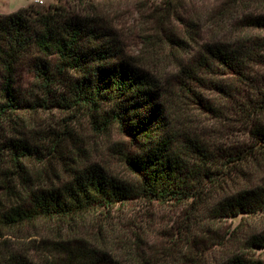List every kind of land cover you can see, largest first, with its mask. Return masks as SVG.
I'll return each mask as SVG.
<instances>
[{
  "label": "trees",
  "instance_id": "1",
  "mask_svg": "<svg viewBox=\"0 0 264 264\" xmlns=\"http://www.w3.org/2000/svg\"><path fill=\"white\" fill-rule=\"evenodd\" d=\"M228 14V20L235 19L225 27L234 31L230 40L204 44L189 66L179 67L174 86L122 55L89 16L71 15L61 5L0 14V122L23 108L15 78L24 61L36 76L30 94L42 92L44 103L61 86L68 87L75 101L93 111L95 131L116 128L140 149L125 154L128 168L138 176L136 186L93 168L65 188L33 191L28 208L15 205L4 217L67 219L126 198L135 189L160 200H184L214 187L223 191L211 204L214 216L264 217V12L242 13L239 20L234 16L238 10ZM218 26L223 29L224 24ZM71 72L78 75L73 80ZM208 75L234 78L225 85L213 83L222 107L206 105L192 88L191 83L205 86ZM191 93L226 131L220 144L201 143L188 129L198 127L196 120L179 110ZM60 96L64 101L70 97ZM233 134L239 139L231 141ZM2 144L8 166L0 175L26 173L25 160L37 150L14 136ZM240 249L222 264H264L258 253L264 250V230L247 237Z\"/></svg>",
  "mask_w": 264,
  "mask_h": 264
},
{
  "label": "rangeland",
  "instance_id": "2",
  "mask_svg": "<svg viewBox=\"0 0 264 264\" xmlns=\"http://www.w3.org/2000/svg\"><path fill=\"white\" fill-rule=\"evenodd\" d=\"M55 5L94 19L100 34L109 35L104 40L173 86L179 67L189 66L204 44L230 40L231 10H238L237 20L242 13L264 12V0H0V14ZM77 76L69 74L72 80ZM35 77L28 63L19 64L15 85L23 108L0 122V170L8 166L2 144L7 138L19 137L37 150L25 160L26 173L0 175V264H222L241 250L242 241L264 230V217L214 216L211 204L223 194L219 187L184 200H160L135 189L126 198L67 219L4 217L15 205L28 208L33 191L65 188L93 168L127 185L139 181L125 161L126 153L140 151L135 141L116 128L95 131L93 111L75 101L68 87L61 86L44 104L42 92L30 94ZM227 80L234 78L208 75L205 86L191 85L216 108L224 100L213 83ZM63 93L70 96L67 101ZM186 101L179 113L198 125L188 129L201 143L223 142L226 131L215 113L200 107L192 93ZM238 139L233 134L230 140ZM258 253L264 259V250Z\"/></svg>",
  "mask_w": 264,
  "mask_h": 264
}]
</instances>
